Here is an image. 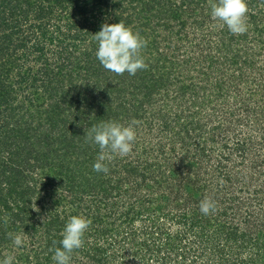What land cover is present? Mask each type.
Listing matches in <instances>:
<instances>
[{
    "label": "trees",
    "instance_id": "trees-1",
    "mask_svg": "<svg viewBox=\"0 0 264 264\" xmlns=\"http://www.w3.org/2000/svg\"><path fill=\"white\" fill-rule=\"evenodd\" d=\"M213 2L0 0V259L12 255L15 264H54L52 256L67 220L80 215L91 224L83 247L71 254V264L88 258L106 264L111 253L105 243L113 248L121 242L112 243L107 236L112 232L107 228L121 226L110 222L111 218L125 216L122 225L127 231L120 240L124 246L130 242L134 246L132 225L137 214L131 200H140L141 205L153 197L140 195L137 181L167 178L163 167L146 156L150 154L153 161L165 157L168 168L179 164L181 175L175 186H169L168 180L163 186L157 180L154 189H168L166 211L171 206L169 198H183V205L175 204L179 215L193 203V197H185L184 185H195L188 177L191 168L183 161H203L218 148L216 169H225L228 157L242 150L241 144L229 149L223 139L216 145V138H223L233 121L230 118L229 124L222 125L217 108L220 98L228 94L226 81L231 84L236 78L227 76L230 66L242 60L246 69L247 59L256 54L255 45L263 47L264 0H247L248 30L242 35H233L210 16ZM119 21L147 40L141 55L148 67L135 75L110 72L96 59L93 35L102 24ZM154 52L156 63L150 59ZM211 97L217 107L210 108ZM206 109L213 113L209 121L203 120ZM232 111L229 117L235 116L237 105ZM106 121L125 126L135 121L136 130L132 152L106 161L108 174L93 170L99 148L85 135L93 125ZM176 126L178 131L172 133ZM167 142L176 143L173 151H182V156L167 158ZM192 149L193 159L187 154ZM127 183H131L130 191L122 189ZM108 190L118 192L116 196L124 191L130 208L120 206L104 213L101 204L108 202ZM93 191L103 196L93 197L87 205L85 196ZM138 214L144 215L139 210ZM184 219L191 225L199 220ZM153 222H148L150 228L159 229ZM236 225H228L220 237L233 241ZM14 235L24 239L22 253L14 254ZM207 237L199 236L204 242L209 241ZM263 252L264 241L259 240V254ZM131 256L142 255L135 251Z\"/></svg>",
    "mask_w": 264,
    "mask_h": 264
},
{
    "label": "rangeland",
    "instance_id": "rangeland-1",
    "mask_svg": "<svg viewBox=\"0 0 264 264\" xmlns=\"http://www.w3.org/2000/svg\"><path fill=\"white\" fill-rule=\"evenodd\" d=\"M261 40L264 43V36ZM261 46V44L255 45L256 54L247 59L246 69L242 60L238 62L237 66H230V71L226 72L227 76L234 74L236 78L231 84L226 81L229 91L226 96L220 98L221 106L217 108L220 109L217 119L222 125L226 126L231 120L233 121L223 138H216V145L219 146V140L223 139L228 143L229 149H232L234 144H241L242 150L235 151L231 158L228 157L230 160L223 163V166H226L225 169L221 166L216 169L217 156H220L218 148L203 161L193 159L195 157L192 156L193 149L187 153L190 155L188 158L193 161L188 159L183 163L191 168L188 177L195 182V185L189 183L184 185L187 193L185 197H193V203L186 206L179 215L175 207L183 205L180 203L183 198H169L171 206L166 211L168 201L165 193L168 189L163 187V190H154L158 185L155 184L157 180L163 186H167L166 180H168L169 186H175V181L179 180L181 175L179 164L174 163L175 165L168 168L170 166L166 167V162L163 160L165 157L158 156L153 161L150 154L146 156L145 159L149 162H155L163 167L164 175L167 178L159 179L157 176L156 181L150 179L145 182L137 181L140 186L139 194H145V196L150 194L153 197L148 200V203L141 205L140 200H131L136 208L134 213L137 214L132 225L135 233L134 246H131V242L130 245L125 243L126 246H124L123 239L120 240L124 231H127L126 225H122L125 222V216L119 214L111 218L110 222L121 226L117 230H115V226L107 228L112 231L107 236L110 238L109 240H112V243L121 242L114 244L113 248L109 247L108 242L105 243V248L111 253L106 264H264V252L259 254V240L264 241V44L263 47ZM246 57L243 55V58ZM150 59L156 63L155 52L150 55ZM183 68L185 67L183 66ZM177 69L178 71L182 70L180 66ZM176 74L180 73L176 72ZM197 76L199 77L198 74ZM211 99L210 108L217 107L215 98L211 97ZM235 105H237L238 111L233 114L235 116L229 117ZM164 107L163 110L170 111L169 108ZM205 113L203 120L209 121V118L213 117V113L209 109H206ZM176 127L171 130L172 133L178 131L179 128ZM176 146V143H166L167 158L178 157L180 154L182 156V151L176 152V149L173 151V147L176 148ZM207 148L209 147L207 146ZM130 187L131 183H127L123 185L122 189L128 188L130 191ZM94 191L90 193V196H85L87 205L91 203L93 197L103 196V194H95ZM109 193L111 195H108ZM116 193L107 191L106 195L109 198L106 201L108 202L101 204L104 213L117 211L116 207L120 206L123 210L130 208L127 205V194L121 191V196H116ZM91 194L95 195L91 196ZM205 197L216 203V211L209 215L201 213L199 208L200 201ZM153 198H156L158 205ZM138 210L144 215H139ZM163 211L166 213L163 214ZM184 213L186 216H183ZM191 216L199 219L195 220L194 225H191L190 221L185 222L184 218ZM106 220L109 222L108 218ZM151 221L159 225L160 232L153 226L150 228L151 224L148 222ZM218 221L222 223L218 224ZM235 224H237V236L233 238V241L226 242L220 236L226 233L228 225L232 227ZM145 228L148 229L145 230ZM199 236L207 237L209 241L207 242L205 239L204 242ZM128 248L133 251L131 252ZM13 250L14 254L22 253L20 247L14 246ZM135 251L141 252L142 256H131ZM122 252H126V255L130 254L129 257H121L119 254ZM80 264L95 263L88 258L83 259Z\"/></svg>",
    "mask_w": 264,
    "mask_h": 264
},
{
    "label": "clouds",
    "instance_id": "clouds-1",
    "mask_svg": "<svg viewBox=\"0 0 264 264\" xmlns=\"http://www.w3.org/2000/svg\"><path fill=\"white\" fill-rule=\"evenodd\" d=\"M247 0H216L211 4L210 16L226 26L233 35L247 32ZM97 43L96 59L108 71L118 75L127 72L135 75L138 70L148 67L141 52L147 45V40L134 32L123 21L102 24L101 29L93 35ZM135 121L127 126L115 121L102 122L93 125L85 134L86 140L98 146L99 153L93 170L97 173L108 174L110 162L114 157H126L136 141ZM200 212L209 215L216 211V203L205 197L199 204ZM6 219V218H5ZM91 220L73 215L67 220L61 233L60 246L55 248L52 260L54 264H71V254L84 245V236L88 231ZM15 247H22L24 239L21 235L12 236ZM0 264H15V257L8 255L0 259Z\"/></svg>",
    "mask_w": 264,
    "mask_h": 264
}]
</instances>
